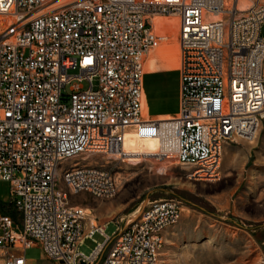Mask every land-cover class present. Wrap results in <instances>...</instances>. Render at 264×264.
<instances>
[{"label": "built area", "instance_id": "obj_1", "mask_svg": "<svg viewBox=\"0 0 264 264\" xmlns=\"http://www.w3.org/2000/svg\"><path fill=\"white\" fill-rule=\"evenodd\" d=\"M0 15L15 19L0 31V181L18 215L0 214V264H28L34 245L58 264H160L179 199L148 201L112 235L71 200L116 195L131 130L172 137L192 179H219L224 146L264 116V0H0ZM155 15L176 16L180 50L179 110L162 120L143 114Z\"/></svg>", "mask_w": 264, "mask_h": 264}, {"label": "rangeland", "instance_id": "obj_2", "mask_svg": "<svg viewBox=\"0 0 264 264\" xmlns=\"http://www.w3.org/2000/svg\"><path fill=\"white\" fill-rule=\"evenodd\" d=\"M6 26L2 25L0 31ZM78 73L70 70V74ZM98 83L94 79L95 87ZM81 84L85 89L90 86L87 80ZM71 86L64 88V94L72 93ZM167 95L163 109L177 110L175 93L168 91ZM129 150L139 154L123 155V159L113 164L118 187L113 198L100 199L82 193L71 200L89 209V218L100 224L110 222L107 234L112 235L118 226L124 227L137 219L148 201L176 197L183 204L181 216L164 232L160 264H261L264 260V116L251 138H239L224 146L219 179L214 181H195L189 166L180 165L173 156L160 154L156 145L140 143L131 145ZM0 198L10 199V184L6 181H0ZM4 212L0 208V214ZM95 238L104 239L100 234ZM94 245L92 239H87L81 249L89 253ZM26 258L28 264H49L40 245L29 248Z\"/></svg>", "mask_w": 264, "mask_h": 264}, {"label": "crops", "instance_id": "obj_3", "mask_svg": "<svg viewBox=\"0 0 264 264\" xmlns=\"http://www.w3.org/2000/svg\"><path fill=\"white\" fill-rule=\"evenodd\" d=\"M177 22L175 16L156 15L152 20V30L161 37L162 46L150 53L143 71L144 115L150 119H168L175 116L179 110L180 50ZM168 91L175 93L177 110H164L162 107L167 101ZM46 259L49 264H58L47 257Z\"/></svg>", "mask_w": 264, "mask_h": 264}, {"label": "bare ground", "instance_id": "obj_4", "mask_svg": "<svg viewBox=\"0 0 264 264\" xmlns=\"http://www.w3.org/2000/svg\"><path fill=\"white\" fill-rule=\"evenodd\" d=\"M156 16V15H155ZM167 17H174V16H167ZM176 17V16H175ZM213 17H216V16H213ZM0 18H3V20H0V27L4 24H6L7 26L12 24L15 19L12 18V16H9V15H0ZM179 44V42H178ZM162 46V45H161ZM160 46V47H161ZM159 47V48H160ZM151 54H149L146 59H145V65L147 63V60L148 58L150 57ZM144 65V66H145ZM143 114H144V104H143ZM170 119V118H168ZM162 120V119H161ZM258 129V128H257ZM257 129L255 131V133L257 132ZM251 138V137H250ZM140 143H146V144H153V145H156L158 146L159 148V153L162 154V155H168V156H173L171 153L173 152L172 149L174 147V141L172 139V137H168L167 139H159V138H147V139H141L139 137H137V135H135V133L131 130V131H128L125 136H124V142H123V151L125 153L126 156H130V155H133V154H139V152H134V151H130L129 148L131 145H138ZM129 150V151H128ZM175 158V157H174ZM176 160V159H175ZM177 162V161H176ZM74 197V196H73ZM89 210V209H87ZM91 220L93 222H95L94 220L95 219H92Z\"/></svg>", "mask_w": 264, "mask_h": 264}, {"label": "trees", "instance_id": "obj_5", "mask_svg": "<svg viewBox=\"0 0 264 264\" xmlns=\"http://www.w3.org/2000/svg\"><path fill=\"white\" fill-rule=\"evenodd\" d=\"M0 208L5 211L4 214H11L12 216H16V211L13 209V207L9 204L8 201L3 200L0 198Z\"/></svg>", "mask_w": 264, "mask_h": 264}]
</instances>
